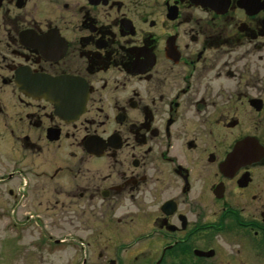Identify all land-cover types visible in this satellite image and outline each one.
Segmentation results:
<instances>
[{"label":"flooded vegetation","instance_id":"af4514ba","mask_svg":"<svg viewBox=\"0 0 264 264\" xmlns=\"http://www.w3.org/2000/svg\"><path fill=\"white\" fill-rule=\"evenodd\" d=\"M0 172L22 261L264 264V0H0Z\"/></svg>","mask_w":264,"mask_h":264},{"label":"rangeland","instance_id":"374dc122","mask_svg":"<svg viewBox=\"0 0 264 264\" xmlns=\"http://www.w3.org/2000/svg\"><path fill=\"white\" fill-rule=\"evenodd\" d=\"M10 87L5 88V92H9ZM11 147V145H10ZM6 148L5 145V152L11 150L12 148ZM12 158L9 153L3 154V174H4V180H6V175L8 172L12 171V165L11 162ZM12 163V164H11ZM1 173V172H0ZM14 184L13 182H6L3 184V186H0V264H31L33 260H26L22 261L19 256L20 251H16L14 249V246L12 244L11 240V234L9 232L6 233L4 229L1 228L2 225H4L7 221H25L27 220V216L29 215V207L27 206H21L19 203H16L17 205H14L15 202H13L12 198H8L7 196V190L13 189ZM22 199V198H21ZM28 204V203H27ZM40 214V213H39ZM64 213H60L58 211H43L41 212V217L44 220L47 221H54L53 224H60L62 220H66L67 218L62 215ZM67 216L68 214L65 213ZM68 221V219H67ZM52 253H54L51 258H49V264H79L80 259L79 257L74 258L72 255L71 250H53Z\"/></svg>","mask_w":264,"mask_h":264}]
</instances>
